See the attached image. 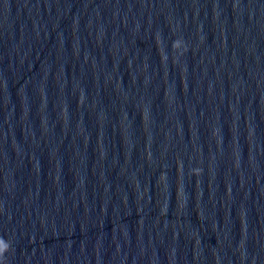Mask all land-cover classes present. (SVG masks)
<instances>
[{"label":"water","instance_id":"obj_1","mask_svg":"<svg viewBox=\"0 0 264 264\" xmlns=\"http://www.w3.org/2000/svg\"><path fill=\"white\" fill-rule=\"evenodd\" d=\"M0 264H264V0H0Z\"/></svg>","mask_w":264,"mask_h":264}]
</instances>
